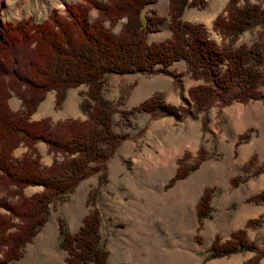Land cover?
<instances>
[{"label":"trees","instance_id":"trees-1","mask_svg":"<svg viewBox=\"0 0 264 264\" xmlns=\"http://www.w3.org/2000/svg\"><path fill=\"white\" fill-rule=\"evenodd\" d=\"M155 1L81 0L67 4L65 14L54 9L40 22L29 16L0 25V208L5 210L0 213V264L22 258L26 244L48 221L51 205L65 202L82 180L100 172L99 186L107 182V163L125 139L113 127L118 104L103 92L109 75L169 74L174 62L184 60L192 77L204 81L189 89L190 99L198 109H208L217 98L227 104L237 98V88L242 100L258 97L256 89L264 81V45L236 47L235 39L249 29L264 26V0L227 2L213 21L224 48L216 47L206 37L201 24L183 19L187 7H202L204 0H169L172 35L164 42L149 45L148 33L157 31L163 21L162 17H150L145 12ZM92 10L97 12L93 20ZM224 63L226 68L221 75ZM81 84L88 86L81 104L87 115L85 120H31L48 91H56L58 108L66 91ZM175 86L180 87V83L176 81ZM13 95L21 100L19 112L10 106ZM158 108L176 115L175 108L165 104L159 95L135 109L156 113ZM122 113L129 119L127 111ZM40 142L53 155L49 166L41 163L42 155L36 146ZM20 146L27 150L22 157H16L14 150ZM204 158V148H200L193 164L186 152L167 186L197 170ZM252 164H256L254 155L244 172ZM263 171L261 163L255 173ZM237 182L232 179L234 185ZM30 186H40L42 190L26 195L24 189ZM214 192V188H206L196 205L200 226L211 217ZM249 201L264 203V193ZM102 221L100 210L93 209L81 228L72 232L67 222L59 219L60 247L67 252L66 264H109ZM255 223L249 219L245 228L232 233L225 243H220L217 235L207 259L253 250L246 239V228ZM262 256L260 250L250 264H257Z\"/></svg>","mask_w":264,"mask_h":264},{"label":"rangeland","instance_id":"rangeland-1","mask_svg":"<svg viewBox=\"0 0 264 264\" xmlns=\"http://www.w3.org/2000/svg\"><path fill=\"white\" fill-rule=\"evenodd\" d=\"M80 1L5 0L0 2V25L29 16L40 22L54 9L65 14L67 4ZM228 1L204 0L202 7H187L183 19L201 24L206 37L216 47L224 48L213 21ZM244 2L241 0L240 4ZM145 12L150 17L163 18L158 30L148 33L147 43L168 40L172 35L169 0H156ZM96 15V10H92L91 20ZM120 26L121 23L116 32ZM256 43L264 45V26L249 29L235 39L236 47ZM225 68L224 63L221 75ZM169 71L113 74L106 78L104 95L117 103L119 110L114 114L113 127L125 136L107 163V182L99 186L100 172L93 173L78 184L65 202L51 205L48 221L26 244L22 258L9 264H66L67 252L60 247L59 219L63 218L68 229L76 232L93 209L102 215L101 232L109 264H250L260 250L264 254V203L249 201L264 193V171L255 173L264 163V81L256 89L257 98L242 100L237 88L236 99L223 104L217 98L208 109L200 110L191 101L189 89L204 81L192 77L184 60L174 62ZM176 81L180 87L175 86ZM87 91L85 84L68 89L58 108L56 91H48L31 120H85L87 115L81 104ZM155 95L174 107L176 115L160 108L156 113L135 109ZM9 103L13 111L19 112L21 100L17 96L13 95ZM121 110L129 113V119ZM36 146L42 165H51L53 155L47 145L40 142ZM200 148H204L205 158L199 168L168 187L184 154L190 153L193 164ZM26 150L20 146L13 154L22 157ZM253 155L256 164L247 166L244 172ZM234 178L238 179L237 185L232 183ZM206 188L215 189L210 203L212 212L200 226L196 205ZM41 190L40 186H30L24 193L32 195ZM4 211L0 208V213ZM249 219L256 220L246 228V239L253 250L207 259L217 235L218 241L225 243L232 233L244 229ZM257 264H264V256Z\"/></svg>","mask_w":264,"mask_h":264},{"label":"bare ground","instance_id":"bare-ground-1","mask_svg":"<svg viewBox=\"0 0 264 264\" xmlns=\"http://www.w3.org/2000/svg\"><path fill=\"white\" fill-rule=\"evenodd\" d=\"M5 1V0H4ZM4 1L3 0H0V2L3 4L4 3ZM21 3H22V1H21ZM20 4V1L18 2V3H16L15 5L16 6H18ZM8 8V7H7ZM21 11V7H20V9H19V12Z\"/></svg>","mask_w":264,"mask_h":264}]
</instances>
